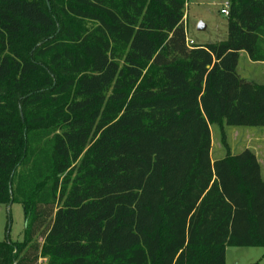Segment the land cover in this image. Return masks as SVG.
Here are the masks:
<instances>
[{"label":"trees","instance_id":"16d2710c","mask_svg":"<svg viewBox=\"0 0 264 264\" xmlns=\"http://www.w3.org/2000/svg\"><path fill=\"white\" fill-rule=\"evenodd\" d=\"M187 0H0V264H227L264 248V177L225 126L264 127V0L188 44ZM224 157L212 158L211 127ZM264 259V255H263Z\"/></svg>","mask_w":264,"mask_h":264},{"label":"rangeland","instance_id":"374dc122","mask_svg":"<svg viewBox=\"0 0 264 264\" xmlns=\"http://www.w3.org/2000/svg\"><path fill=\"white\" fill-rule=\"evenodd\" d=\"M225 0H187V36L196 44H206L226 40L228 37V18L221 13ZM205 29H200V26ZM239 73L243 77L264 80V64L252 63L246 56L241 57ZM264 83V82H263ZM213 137L212 158L224 157L226 149L222 142L221 128L211 127ZM227 142L232 153H239L249 147L261 161L264 175V127L250 128L225 126ZM27 219L22 204H0V241H23ZM263 247H227V264H264Z\"/></svg>","mask_w":264,"mask_h":264},{"label":"crops","instance_id":"0c3cea01","mask_svg":"<svg viewBox=\"0 0 264 264\" xmlns=\"http://www.w3.org/2000/svg\"><path fill=\"white\" fill-rule=\"evenodd\" d=\"M227 1H229V0H225L224 4H225ZM224 4H223L221 10L224 8ZM221 13H222V12H221ZM222 14H223V13H222ZM223 15H225V14H223ZM225 16L228 18L227 15H225ZM186 17H187V14L185 15V18H184L185 26H186ZM205 28H206L205 26H201V27H200V29H205ZM186 30H188L187 26H186ZM187 41H188V44H189L190 42H192L193 44H196V43H194L193 41H190V40L188 39V36H187ZM243 56H246V57L249 59V61H251L252 63L264 64V62H254V61H252V60L250 59V57L248 56L247 53H245V52H241V54H240V59H241V57H243ZM239 63H240V60H239ZM238 71H239V65H238ZM241 76H242V75H241ZM242 77H243V76H242ZM244 78H246V79H248V80H252V81L257 82V83H260V84H264V83H263L264 80H263V82H262V81L260 82V81L256 80V79L253 78V77H250V78L244 77ZM256 154H257V153H256ZM257 156H258V154H257ZM258 158H259V157H258ZM259 161H260V159H259ZM260 163H261V161H260ZM261 165H262V164H261ZM262 174H263V168H262ZM263 177H264V175H263Z\"/></svg>","mask_w":264,"mask_h":264},{"label":"built area","instance_id":"2783aa9c","mask_svg":"<svg viewBox=\"0 0 264 264\" xmlns=\"http://www.w3.org/2000/svg\"><path fill=\"white\" fill-rule=\"evenodd\" d=\"M229 8H230V4H229V1H227L225 4H224V8L221 10V12L225 15H229ZM190 45H192L193 43L190 42L189 43Z\"/></svg>","mask_w":264,"mask_h":264},{"label":"water","instance_id":"95a60500","mask_svg":"<svg viewBox=\"0 0 264 264\" xmlns=\"http://www.w3.org/2000/svg\"><path fill=\"white\" fill-rule=\"evenodd\" d=\"M201 26H202V24H201ZM201 26H200V27H201Z\"/></svg>","mask_w":264,"mask_h":264}]
</instances>
